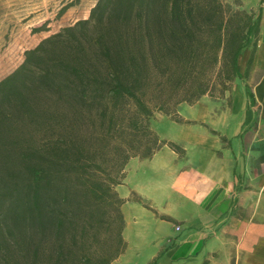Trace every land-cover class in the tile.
I'll list each match as a JSON object with an SVG mask.
<instances>
[{"label": "trees", "instance_id": "16d2710c", "mask_svg": "<svg viewBox=\"0 0 264 264\" xmlns=\"http://www.w3.org/2000/svg\"><path fill=\"white\" fill-rule=\"evenodd\" d=\"M238 1L96 0L24 51L0 78V264H110L123 250L125 163L178 150L154 112L226 88L249 45L252 62L259 18Z\"/></svg>", "mask_w": 264, "mask_h": 264}, {"label": "crops", "instance_id": "0c3cea01", "mask_svg": "<svg viewBox=\"0 0 264 264\" xmlns=\"http://www.w3.org/2000/svg\"><path fill=\"white\" fill-rule=\"evenodd\" d=\"M237 4L259 18L252 62L249 45L226 88L177 104L183 122L157 120L182 134H158L151 119L178 150L164 143L125 163L115 185L124 247L110 264H264V0ZM132 244L148 245L144 259Z\"/></svg>", "mask_w": 264, "mask_h": 264}, {"label": "rangeland", "instance_id": "374dc122", "mask_svg": "<svg viewBox=\"0 0 264 264\" xmlns=\"http://www.w3.org/2000/svg\"><path fill=\"white\" fill-rule=\"evenodd\" d=\"M75 1L63 14L57 15L59 9L66 3ZM96 0H0V78L12 71L23 59L26 49L36 45L40 39L57 31L60 27L73 23L75 20L87 17L89 9ZM233 5L235 0H228ZM236 5V4H235ZM43 30H36L43 27ZM222 85L215 81L211 88L213 95L218 94ZM169 114L155 111L154 121L167 116L180 118L176 113L177 105L172 102L167 106ZM180 112L187 114L180 107ZM153 129L163 136L182 134V126L168 120L152 123ZM141 251L144 259L148 245L132 244ZM143 257V258H142Z\"/></svg>", "mask_w": 264, "mask_h": 264}]
</instances>
